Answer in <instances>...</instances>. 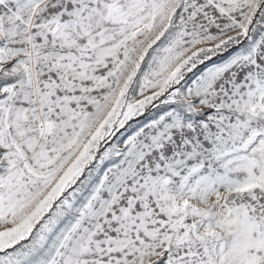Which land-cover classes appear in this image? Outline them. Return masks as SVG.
Instances as JSON below:
<instances>
[{"label":"snow or ice","instance_id":"6c2138e0","mask_svg":"<svg viewBox=\"0 0 264 264\" xmlns=\"http://www.w3.org/2000/svg\"><path fill=\"white\" fill-rule=\"evenodd\" d=\"M0 264H264V0H0Z\"/></svg>","mask_w":264,"mask_h":264}]
</instances>
